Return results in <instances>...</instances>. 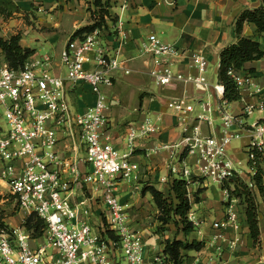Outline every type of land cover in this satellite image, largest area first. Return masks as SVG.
<instances>
[{
    "label": "built area",
    "instance_id": "2783aa9c",
    "mask_svg": "<svg viewBox=\"0 0 264 264\" xmlns=\"http://www.w3.org/2000/svg\"><path fill=\"white\" fill-rule=\"evenodd\" d=\"M107 1L110 9L119 10L113 15L115 24L109 30L97 28L66 43L59 55L63 77L53 73L52 58L47 54L30 58L19 70L6 66L0 69V112L6 121L0 125V181L21 211L44 221L46 236L45 245L32 248L30 235L24 229L15 231L13 236L0 232V264H171L163 251L148 258L142 234L131 228L127 207L117 195L118 179L136 180V166L130 161L136 142L158 133L160 126L150 120L130 125L125 153H120L105 135V112L111 107L105 90L114 86L117 73L130 74L126 65L134 60L123 56L126 41L121 14L127 11L130 0ZM184 55L185 52L163 43L153 34L140 47V57L149 58V76L154 86L164 89L176 84L191 85L195 91L213 95L217 100L215 109L222 121L220 138L195 129L176 145H159L155 151L182 150L195 159L193 167L178 157L168 166L171 174L188 183L190 196L189 185L196 177L220 186L239 177L241 164L232 160L229 147L240 137L231 130L240 116L229 112L223 99V86L208 81V61L203 55H190V67L196 74L175 70ZM228 75L239 92L247 88L258 91L252 75H240L235 70ZM77 86L87 87L95 98L93 106L83 113L73 110L68 97L69 89ZM201 105L203 114L211 112L209 102ZM167 107L183 121L193 111L186 97L172 99ZM254 111L253 105H247L242 116H250ZM60 134L71 140L73 150L80 146L85 149L89 171L83 182L94 184L105 206L99 232H94L87 223L89 210L84 209V204L72 201V184L81 178L79 161L74 159L69 163L58 154ZM250 134L246 153L253 177L257 157L264 156V121L251 125ZM224 193L229 203L226 215L211 224L212 235L208 242L204 241L205 247H215L209 264H224L221 242L227 228L238 221L237 211L233 209L238 201L228 202V193ZM189 220L200 233L197 219L189 215ZM237 244V239L230 240L227 248L233 250ZM183 261L185 264V258ZM192 264H201L200 257L194 258Z\"/></svg>",
    "mask_w": 264,
    "mask_h": 264
},
{
    "label": "crops",
    "instance_id": "0c3cea01",
    "mask_svg": "<svg viewBox=\"0 0 264 264\" xmlns=\"http://www.w3.org/2000/svg\"><path fill=\"white\" fill-rule=\"evenodd\" d=\"M260 5L261 0H130L127 11L121 14L122 32L126 41L123 56L134 60L126 65L130 74L117 73L114 86L105 90L111 101V107L105 112V135L120 153H125L126 132L130 125L146 120L159 123L158 133L136 142L130 157L136 166V180L118 179L116 184L119 201L127 207L131 228L142 234L148 258L163 251L162 241L166 237H163L165 232L158 235L154 230L160 225L156 220L153 221L154 214L158 212L151 194L143 193V190L153 187L167 194L173 180L181 179L169 171L168 166L172 164L173 158L178 157L192 167L195 163V159L182 150L155 153L157 147L163 144L176 145L195 129L204 135L220 138L222 121L215 109L217 100L213 95L199 93L191 85L176 84L164 89L154 86L149 76V58L140 57L141 43L153 34L163 43L185 52L175 69L183 74H196L190 67L191 54L203 55L208 61L206 77L208 79L209 73H214L216 83L208 81L217 85L220 54L226 47L235 44L239 37L235 30L237 19L243 12L252 11ZM94 10L91 0H0V38L7 40L19 35L20 46L34 50L31 58L49 55L53 62V73L63 77L59 63L60 52L77 30L92 24ZM109 13L113 19L119 10L112 8ZM108 25H112L111 21ZM240 36L256 40L264 52V35L258 33L254 24H244ZM5 66L0 50V69ZM239 72L240 75H252L258 91L255 93L247 88L240 91L239 101L228 103L229 112L235 117L240 116L231 129L240 137L231 143L229 155L235 163L241 164L238 166L239 178L251 184L252 171L246 147L251 137L250 126L257 121H264V57L247 63ZM68 97L73 110L78 113L85 112L95 101L85 86L69 89ZM181 97H186L188 104L193 106V111L185 116L184 121L167 107L169 101ZM206 102L211 104L212 109L203 114L201 103ZM247 105H253L255 111L243 117L242 112ZM158 119L161 121L158 122ZM58 138V154L69 163L74 159L79 161L81 178L72 184V201L84 204V209L89 210L87 223L94 232H99L105 206L94 184L83 182L84 175L89 171L85 162V149L80 146L73 150L71 140L63 134ZM261 170L264 185V156ZM0 185L6 188L1 181ZM189 189L191 201L196 191L202 192L199 195L200 202L192 205L189 214L199 222L200 233L194 230L187 239L208 242L212 235L211 224L224 219L226 215V195L220 185L200 177L193 179ZM254 190L258 204L260 244H254L243 207L236 202L233 209L237 211L238 221L227 228L225 239L221 242L224 264H264V195H260L256 188ZM233 239H237L238 244L230 250L227 243ZM45 244L44 238L30 240L32 248ZM214 254L215 247L206 245L199 252L188 253L185 264H192L196 257H200L201 264L212 263Z\"/></svg>",
    "mask_w": 264,
    "mask_h": 264
},
{
    "label": "trees",
    "instance_id": "16d2710c",
    "mask_svg": "<svg viewBox=\"0 0 264 264\" xmlns=\"http://www.w3.org/2000/svg\"><path fill=\"white\" fill-rule=\"evenodd\" d=\"M91 3L95 9L91 16L92 24L77 30L71 39L89 34L97 28L109 30V21L112 25L115 24V19H111L109 13L111 5L107 0H91ZM105 18H109V20L106 21ZM244 24H254L258 33L264 35V0H261V5L258 8L245 11L239 16L235 25L236 33L239 35L238 40L235 44L226 47L220 54L218 81L224 88L223 99L227 103L237 102L241 98L234 81L228 75L229 72L232 70L240 71L247 63L259 61L264 57V52L260 49L256 40L240 36ZM20 40L19 35L7 40L0 38V50L10 69L19 70L23 68L26 61L35 53L34 50L22 48ZM262 159L263 157L258 156L255 161L256 171L251 178L252 187L239 177L229 179L221 186V189L228 193V202L236 199L243 207L250 235L255 245L260 244V229L258 225L257 197L254 189L256 188L260 195H264ZM146 192H149L153 198V203L158 212L156 221L160 224V228L173 225L178 235L181 234L183 237V239L174 238L164 242L163 253L168 256V261L171 264H183V258L188 253L199 252L205 248L204 241H189L187 239L195 230L193 223L189 220V214L192 205L200 202L201 190L194 193V200L191 201L188 193V183L183 179H175L171 183L167 194L153 187H146L143 193ZM228 204L226 203V205ZM23 228L30 235V238L40 239L45 231V223L35 214H31L25 219ZM0 230L11 233L1 218Z\"/></svg>",
    "mask_w": 264,
    "mask_h": 264
},
{
    "label": "rangeland",
    "instance_id": "374dc122",
    "mask_svg": "<svg viewBox=\"0 0 264 264\" xmlns=\"http://www.w3.org/2000/svg\"><path fill=\"white\" fill-rule=\"evenodd\" d=\"M30 58L27 61H29ZM6 67H8L7 63H6ZM212 74L209 73L208 79L212 80L214 83H216L217 77L214 73H212ZM0 115H1L0 116V125L3 126L6 124V121H5V118L2 116L1 112H0ZM0 187H1L0 188V218L3 219V221L7 225L8 230L11 232L9 234L13 236L15 231H17L19 229H24L23 223L29 215L24 216V214H23L24 212H22L19 209V206L16 204L15 199L9 194L8 190L6 188H2L1 185H0ZM215 187L218 189L217 185H215ZM156 216H157V214H154V216H153L154 222L156 220ZM154 230H155L156 234H158V235H162V233L165 232V235H163V237H166V239H164L162 241L163 244L165 241L172 240L174 238L183 239L182 235H180V234L178 235V232H177L175 226H173V225L166 226L165 228H162V229L160 228V225H159ZM2 231H4V230H0V232H2ZM41 238H44L46 240L45 231H44L43 236ZM31 239L36 240L35 238H32V237H31Z\"/></svg>",
    "mask_w": 264,
    "mask_h": 264
}]
</instances>
